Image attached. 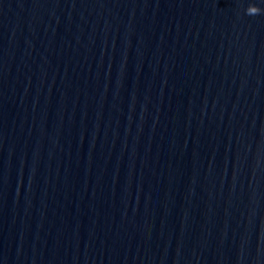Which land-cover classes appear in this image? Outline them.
Returning a JSON list of instances; mask_svg holds the SVG:
<instances>
[{
  "label": "water",
  "instance_id": "obj_1",
  "mask_svg": "<svg viewBox=\"0 0 264 264\" xmlns=\"http://www.w3.org/2000/svg\"><path fill=\"white\" fill-rule=\"evenodd\" d=\"M0 264H264V0H0Z\"/></svg>",
  "mask_w": 264,
  "mask_h": 264
}]
</instances>
